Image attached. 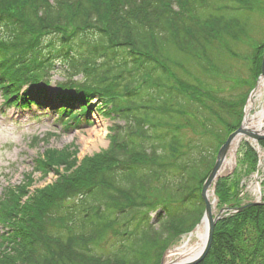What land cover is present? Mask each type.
<instances>
[{
    "label": "trees",
    "instance_id": "obj_1",
    "mask_svg": "<svg viewBox=\"0 0 264 264\" xmlns=\"http://www.w3.org/2000/svg\"><path fill=\"white\" fill-rule=\"evenodd\" d=\"M262 7L263 0H0V89L9 102L18 104L27 85L22 104H39L27 96L36 87L45 92L61 68L67 78L58 97L82 106L60 108L67 127L87 123L95 99L115 121L109 150L66 181L39 189L30 203L21 201L26 187L4 190L0 264H160L171 243L201 221L203 184L242 122L263 52L244 93L225 58L244 57L234 47L253 31ZM79 74L83 81L74 79ZM220 75L234 78L229 96ZM245 146L252 173L258 155ZM52 152L34 169L68 164V153ZM235 174L217 183L222 203L235 202ZM109 231L118 236L114 251L100 254L94 247ZM199 264H264V204L221 219Z\"/></svg>",
    "mask_w": 264,
    "mask_h": 264
},
{
    "label": "rangeland",
    "instance_id": "obj_2",
    "mask_svg": "<svg viewBox=\"0 0 264 264\" xmlns=\"http://www.w3.org/2000/svg\"><path fill=\"white\" fill-rule=\"evenodd\" d=\"M253 2L255 3V0H252V3ZM252 18L254 19H252L251 23L253 31L249 33V36L244 35L240 46L234 47L235 51L238 53L241 52L244 57H241L242 55L240 53L241 56L231 55L225 58L229 64L225 65V68L231 67L232 73L236 76L239 75V77H236V81L241 80L240 86L242 87V93L250 89L249 87L251 84L249 82L254 80L253 71L255 67V57L257 58L261 52H263L261 56H264V50H261V46L264 45V7L258 9ZM193 69L196 72H200L197 66H194ZM66 78L67 75L61 68L53 70L50 75L51 82L47 95H54V97L56 94L58 95L59 83L66 82ZM74 79L83 81L85 77L79 74L76 75ZM218 81L221 84L220 86L223 87L224 95L226 96H229L230 93H233L234 89H236L234 78L227 79L220 75ZM256 82L254 84L255 87L258 84ZM23 88L28 89L27 86ZM3 102L4 98L0 94V195L2 191L4 193L7 187L11 186L16 189V186L20 185L21 188L26 187V191L29 192L25 197H22L21 201L25 200L30 203V197L35 195L39 189L54 186L58 181H61L62 178H65L63 177L64 175L67 176V173L71 175L74 170L77 173L80 166L83 164L86 166L89 164L91 158H96L98 155L106 153L110 148L111 126L115 121L100 112L98 107H101V105L98 104L99 102L97 100H94V102L88 105L85 103V105L90 108L87 115L88 118L86 117L88 122L86 123L85 121L81 128L72 129H65L66 125L55 121L56 113L52 107L48 110H44L45 108L40 106H33L29 109L17 108L16 106L7 107ZM75 103L76 102H74V104L71 103V106L74 108ZM48 104H51L49 100ZM79 106V103H77L76 107ZM41 114L42 116H40ZM36 115H39L41 118H38L39 116L36 117ZM103 128L106 130L105 136H102ZM96 132L101 134L99 137H102V140L95 137ZM187 136L194 137L196 135L190 130L187 131ZM93 140L98 142V146L93 147ZM245 141L246 140L243 138L238 147H236L235 165L233 169L228 173H224L221 177H227L236 173L235 175H237L239 180L237 195L239 196V204L256 199L255 190L253 191L252 188L255 189L258 183L260 184V189L264 198V150L260 152L261 162L258 167L259 172H256V168L252 173H249V163L246 156L248 148L245 146ZM48 150L50 152L53 151L51 155L56 157L63 154L67 155L68 153L70 155V157H66L68 159V164L60 163L49 170H35L37 158L43 155L46 156ZM71 155L76 158V162L72 160ZM74 173L72 175H74ZM255 174L257 175L254 176ZM66 179L68 180V178ZM62 180L66 181L64 179ZM240 194L242 196H240ZM235 198L236 197H231L230 199L234 202L236 201ZM73 201V199H70L67 203L74 204L75 202ZM225 204L226 203L219 201L215 213H219ZM155 214L154 212L153 216ZM150 215L152 216V214ZM140 218L141 216L139 219ZM155 219L156 215L154 220ZM134 224L137 226L138 223L136 220ZM1 227L2 224H0V228ZM114 228L117 230L122 229L119 224L115 225ZM244 230L247 232L246 241L248 244H251V240L255 237L252 233L253 226L247 223ZM185 236H187V233L178 236L169 247L173 248L182 243ZM117 237L114 231H109L105 239L99 242V245H96L94 248L97 249V252L100 254L102 252H112L114 251V243H117ZM168 250L165 251L164 259ZM14 254L16 255L13 256H18L17 253ZM155 257L156 255H154L153 258Z\"/></svg>",
    "mask_w": 264,
    "mask_h": 264
},
{
    "label": "bare ground",
    "instance_id": "obj_3",
    "mask_svg": "<svg viewBox=\"0 0 264 264\" xmlns=\"http://www.w3.org/2000/svg\"><path fill=\"white\" fill-rule=\"evenodd\" d=\"M36 99L38 102L48 103V97L46 95L37 97ZM50 103L58 113L61 107L68 105V102H64L62 99L57 97H54V100H51ZM246 123L251 128H257L264 131V80L262 78L259 80L257 90L249 99L247 104ZM105 134L106 130L103 128L102 136H105ZM100 135L101 134L98 132L95 133V137L102 140V137H99ZM241 141V138L235 141L230 155L222 167L220 172L221 174L228 173L233 169L235 165L236 147H238ZM94 146H98V142H95V140H93V147ZM252 189L253 191L255 190V193H258V189H256V187L255 189ZM208 199L211 202L213 211L216 212L219 200L218 197H216L213 188L208 191ZM206 233L207 223L203 220L192 233L184 237L182 243L168 250L164 261L165 264H178L194 258L204 246Z\"/></svg>",
    "mask_w": 264,
    "mask_h": 264
},
{
    "label": "water",
    "instance_id": "obj_4",
    "mask_svg": "<svg viewBox=\"0 0 264 264\" xmlns=\"http://www.w3.org/2000/svg\"><path fill=\"white\" fill-rule=\"evenodd\" d=\"M260 78L264 80V57H263V62H262V73L260 75ZM258 84L256 88L253 90V92L250 95V98L253 96L255 91L257 90ZM247 111V109H246ZM250 138L253 140L255 143L258 144V141L260 139H264V131L261 129L257 128H251L249 125L246 123V112L245 116L243 119L242 124L238 129H236L234 132H232L229 137L227 138L226 142L222 145V147L219 150V153L217 155L216 163L211 170L208 178L206 179L203 189H202V195L206 203V209L204 216L202 218V221L205 220L207 223V233H206V240L204 243L203 248L201 251L192 259L178 263V264H199L209 253L212 243H213V238H214V231H215V226L219 220L227 216L228 214H236L238 212H242L245 209L255 206V205H261L264 204V202L261 199L253 200L245 205H242L237 208H233L232 206L229 207H224L222 208L219 213H215L212 209V205L210 200L208 199V191L213 188L215 190L216 182L219 179V177L222 176L220 173L222 170V167L229 155V152L231 151L235 141L239 138ZM165 259L163 257L162 263L165 264Z\"/></svg>",
    "mask_w": 264,
    "mask_h": 264
}]
</instances>
